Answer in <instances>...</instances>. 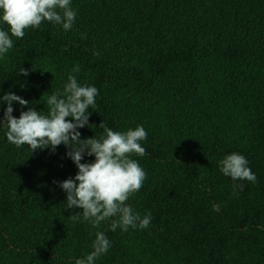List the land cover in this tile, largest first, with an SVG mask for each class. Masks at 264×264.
<instances>
[{"label":"trees","instance_id":"1","mask_svg":"<svg viewBox=\"0 0 264 264\" xmlns=\"http://www.w3.org/2000/svg\"><path fill=\"white\" fill-rule=\"evenodd\" d=\"M70 6L71 30L44 21L12 37L0 58V97L13 92L30 102H12L17 118L28 108L47 115V98L63 92L79 65L77 82L98 89L81 138L104 135L101 121L148 134L140 141L146 155L131 157L146 179L127 203L142 217L151 213V222L111 231L113 217L92 227L81 208H66L52 168L75 176L66 146L18 148L0 122V264H75L93 251L97 231L111 246L95 264H264V0ZM6 107L0 101V120ZM233 152L248 160L255 183L220 172L218 162Z\"/></svg>","mask_w":264,"mask_h":264},{"label":"clouds","instance_id":"2","mask_svg":"<svg viewBox=\"0 0 264 264\" xmlns=\"http://www.w3.org/2000/svg\"><path fill=\"white\" fill-rule=\"evenodd\" d=\"M71 0H0V22L6 23L7 30L0 29V58L13 47V39L23 38L25 30L39 28L44 21L62 25L71 30L76 18V11L70 6ZM82 38H84L82 36ZM99 55V53H94ZM76 65L68 75V82L62 93H53L47 98L48 113L28 108L21 111L19 117L12 115V102L21 106L30 102L13 92H6L0 101L7 104L3 112L6 125V138L21 147L27 145L30 151L49 147L54 152L63 144L68 151L66 155L76 165L78 171L74 177L57 182L66 193V208L79 207L82 218L94 228L110 218V230L118 227L127 231L129 227L145 229L151 222V213L143 217L134 212L127 203L132 194L139 191L146 179V173L140 164L131 157L146 155V149L140 141L147 139V132L141 125L126 131H113L102 121L99 127L104 135L81 138L77 130L89 124L90 109H96L98 89L91 85H80L73 73L79 72ZM29 74L27 69L19 68L18 74ZM72 117V120L66 119ZM94 156L92 162L82 163L84 156ZM219 170L233 180L256 182V176L248 167V160L241 154L233 152L219 162ZM242 185H236L235 188ZM219 205L213 210L219 211ZM73 222L81 219L79 214L70 217ZM111 242L103 231L95 233L92 249L83 259H76L75 264H95V261L107 253Z\"/></svg>","mask_w":264,"mask_h":264},{"label":"rangeland","instance_id":"3","mask_svg":"<svg viewBox=\"0 0 264 264\" xmlns=\"http://www.w3.org/2000/svg\"><path fill=\"white\" fill-rule=\"evenodd\" d=\"M52 168L54 170V174L57 176L58 181H63L65 180V174L63 170H61L59 167L55 166V164H52Z\"/></svg>","mask_w":264,"mask_h":264}]
</instances>
